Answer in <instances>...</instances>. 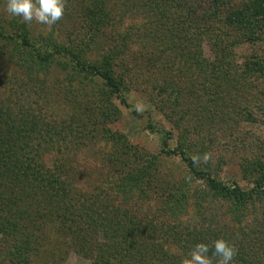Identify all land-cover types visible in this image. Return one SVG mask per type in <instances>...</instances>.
I'll list each match as a JSON object with an SVG mask.
<instances>
[{
	"label": "trees",
	"instance_id": "16d2710c",
	"mask_svg": "<svg viewBox=\"0 0 264 264\" xmlns=\"http://www.w3.org/2000/svg\"><path fill=\"white\" fill-rule=\"evenodd\" d=\"M66 3L51 28L0 25L15 68L0 88V264H50L56 254L61 264L70 252L89 264H183L164 244L190 252L221 238L238 250L232 264H264V140L241 131L264 124V87L238 104L244 86L264 80V53L238 63L233 51L264 43V0ZM132 3L146 20L119 23ZM135 45L153 76L142 87L128 60ZM133 91L179 132L175 145L164 131L155 154L112 128ZM221 117H231L228 129ZM197 120L205 137L194 139ZM225 133L243 185L221 177L224 159L211 161ZM165 159L184 176L166 172ZM86 161L102 180H91Z\"/></svg>",
	"mask_w": 264,
	"mask_h": 264
},
{
	"label": "rangeland",
	"instance_id": "374dc122",
	"mask_svg": "<svg viewBox=\"0 0 264 264\" xmlns=\"http://www.w3.org/2000/svg\"><path fill=\"white\" fill-rule=\"evenodd\" d=\"M67 1L71 0H65V4H67ZM135 3V1H134ZM132 3L130 8L125 10L123 12V21L119 22L121 24L126 23L125 25H130V21L132 22H138L141 20H146L139 16V7L134 6L135 4ZM145 9V8H143ZM17 19L12 17L11 15L8 14L7 12V0H0V25L5 28L6 32H10L14 30V27H6V23H10L11 20ZM20 19V18H19ZM18 22V21H17ZM22 22V19L19 20V23ZM6 24V25H5ZM39 23L33 21L30 24V27L34 31H38L40 28ZM8 42H4L0 39V88L3 87V82L5 81L4 78L8 77V75H11V73H14L13 70L15 71V68H12V66H8L6 62V57L7 55L5 53H2V45H5ZM136 46V47H135ZM131 47V51L128 54V60L130 63V67L134 69L132 72V75L134 76L135 80L137 82H140V87L144 85L145 81L146 83L151 81L152 73L148 72V67L150 65L149 57L144 54L142 57L140 55L141 48L139 46L141 45H135ZM142 47V46H141ZM144 48H146L144 46ZM262 50V51H261ZM137 51V52H133ZM234 53H235V58L236 62H242L244 58L249 57L252 53L254 52H260L258 54H263L264 53V43H262L259 46H252L248 43H238L234 46ZM139 52V53H138ZM146 52V49H145ZM205 54L207 57L209 56L208 49L205 47ZM197 72V71H196ZM6 75V77H5ZM194 78L196 79H202L204 78V73H193ZM264 78V77H263ZM149 86V84H148ZM264 87V80L261 79H255L254 82L251 85L244 86L243 90L241 89L240 91V98H239V103L242 101V99H246V97H249V99L253 98V96L258 97L259 92L263 90ZM185 89V88H183ZM182 89V90H183ZM184 92V91H183ZM196 99H199L196 97ZM127 102L130 105V108H125L123 106H120L121 109V118L120 120L112 126V128L118 132H121L125 134L129 140L135 144L139 145L140 147L145 148L146 150L153 152V153H158L160 150V137L163 135L164 131L171 130L174 136V139L171 141L172 145H175V138L178 135V131H174L172 129V126L169 122H167L164 117L156 111L147 101L145 98V93H140L139 91H133L129 94L127 98ZM134 111V113L132 112ZM222 114V113H221ZM202 116V115H201ZM226 118V117H225ZM219 121V126H222L221 124L225 125L228 129V127L231 126V117L230 119L227 118V121H224L221 117ZM208 122V121H207ZM201 121H195V129L192 130V134L190 137L197 139L200 136L205 137V130L200 131V129L197 127ZM203 123V122H202ZM148 124H152L155 127V131H157V134L150 133L148 129L146 128ZM241 131L243 133H248V138H250L251 142L256 141V138L260 139V141L264 140V124L259 125L256 123L247 124L243 123ZM207 124L204 123V129H206ZM242 133V134H243ZM220 134V133H219ZM227 138L222 137H217V139L214 141V148L215 151L212 153L211 161L216 163L218 162L219 159H224L225 163H222L221 166V177L225 179H230L233 178L235 179L240 185H243L239 172H238V162H237V155L235 154L236 151L233 149L232 145V138H229L228 135ZM219 139V140H218ZM218 140V141H217ZM224 142V143H223ZM223 143V145H222ZM245 149L242 148V152L244 156L247 155V152L244 153ZM163 167L167 169L166 172L170 171L173 173L175 177H182L184 176V170L183 166L177 159H165L163 163ZM94 163L91 161H86L82 165V169L87 172L91 180H102L103 177L100 176V173L98 170H93ZM86 181H89V178L85 179ZM191 217H184V224H190ZM253 223V220L248 218V223ZM164 249L166 252H168L169 255H171V259L176 261V259L183 258L185 259L188 258L189 256V251L183 250L182 247L177 243L170 241L167 244H164ZM57 262L59 261L60 257L56 254ZM183 261V264H184ZM57 262H51L50 264H56ZM61 264H89V261L80 258L77 256L75 253L70 252L67 254V257L65 261Z\"/></svg>",
	"mask_w": 264,
	"mask_h": 264
},
{
	"label": "clouds",
	"instance_id": "9594fccd",
	"mask_svg": "<svg viewBox=\"0 0 264 264\" xmlns=\"http://www.w3.org/2000/svg\"><path fill=\"white\" fill-rule=\"evenodd\" d=\"M65 0H7V12L14 18H20L26 24L33 21L47 25L49 28L56 25L65 14ZM209 159L204 157L205 162ZM199 158H194V163ZM212 255H209L210 250ZM237 248L224 239H217L211 246L198 243L189 253L184 264H232ZM213 257H216L213 260Z\"/></svg>",
	"mask_w": 264,
	"mask_h": 264
}]
</instances>
